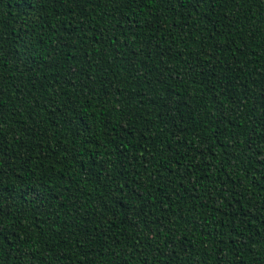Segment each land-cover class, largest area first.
<instances>
[{"label": "trees", "instance_id": "obj_1", "mask_svg": "<svg viewBox=\"0 0 264 264\" xmlns=\"http://www.w3.org/2000/svg\"><path fill=\"white\" fill-rule=\"evenodd\" d=\"M0 233V264H264V0H0Z\"/></svg>", "mask_w": 264, "mask_h": 264}, {"label": "snow or ice", "instance_id": "obj_2", "mask_svg": "<svg viewBox=\"0 0 264 264\" xmlns=\"http://www.w3.org/2000/svg\"><path fill=\"white\" fill-rule=\"evenodd\" d=\"M37 199H39V197H36ZM2 236H3V234L2 233H0V239H2Z\"/></svg>", "mask_w": 264, "mask_h": 264}]
</instances>
